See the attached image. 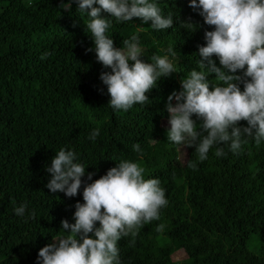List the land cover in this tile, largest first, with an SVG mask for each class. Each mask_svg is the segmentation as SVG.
<instances>
[{
  "label": "trees",
  "instance_id": "1",
  "mask_svg": "<svg viewBox=\"0 0 264 264\" xmlns=\"http://www.w3.org/2000/svg\"><path fill=\"white\" fill-rule=\"evenodd\" d=\"M67 2L0 0V264H42L40 249L68 234L62 221L75 223L83 187L121 161L139 163L145 179L158 178L168 200L159 220L118 241L121 264H264V141L257 145L253 137H243L247 142L238 154L217 145L201 162L195 147L167 138L168 97L182 91L191 70H200L199 48L214 26L190 0H150L174 19L164 30L140 18L119 22L103 13L111 20L107 34L115 47L137 34L145 62L167 55L177 71L158 81L147 104L114 110L100 79L111 69L97 60L86 26L90 18L78 11L76 0L65 11L61 5ZM46 52L51 54L41 59ZM211 59L222 68L217 56ZM208 79L214 89L215 74ZM239 126L247 127V121ZM95 128L100 135L93 141ZM136 143L141 153L134 151ZM217 147L225 155L217 157ZM61 148L74 151L86 169L79 194L71 198L46 187L51 179L46 168ZM87 173H94L92 180ZM23 204L25 214L16 215L14 209ZM160 224L164 230L157 232ZM178 253L185 258L175 260Z\"/></svg>",
  "mask_w": 264,
  "mask_h": 264
},
{
  "label": "clouds",
  "instance_id": "2",
  "mask_svg": "<svg viewBox=\"0 0 264 264\" xmlns=\"http://www.w3.org/2000/svg\"><path fill=\"white\" fill-rule=\"evenodd\" d=\"M72 2L68 0L61 6L71 11ZM76 3L78 11L86 12L90 18L86 26L94 40L98 62L111 69L100 76L111 97L108 105L128 111L134 104H147V94L157 88L161 78L177 73L176 67L167 55H153L151 63L145 62L137 34L123 39V47H115L107 34L111 20L103 13L119 22L140 18L144 24L151 22L155 30L172 28V15H162L157 3L150 0ZM189 6L200 9L204 22L214 30L205 33L206 46L199 48L200 70H191L181 81L182 91L168 97L167 138L169 143L184 148L195 147L202 162L214 146L227 145L233 154H238L247 142L243 137H253L257 145L264 141V0H190ZM50 54L44 53L41 59ZM213 55L219 58L222 68L211 59ZM245 68L243 77L236 75L237 70ZM213 73L218 82L214 89L208 79ZM238 82L243 83V90ZM173 98L175 105L171 103ZM193 115L202 123L198 125ZM241 121H247L248 126H239ZM99 135L100 129L95 128L89 139L95 141ZM133 149L141 153L139 143ZM215 155H225L223 147H217ZM46 171L51 174L46 185L51 192H63L69 198L79 194L86 169L77 162L74 151L61 148ZM144 173L139 163L121 161L106 175L85 185L84 203L75 205V223L62 221V229L68 234L58 240L53 238L52 243L40 249L38 259L42 264H121L118 241L130 234L135 237L144 224L159 220L160 210L168 205L161 181L145 179ZM93 175L87 173L88 179L92 180ZM26 210V204L14 209L18 216ZM30 215L34 219L36 213ZM164 227L160 224L156 231L162 232Z\"/></svg>",
  "mask_w": 264,
  "mask_h": 264
},
{
  "label": "rangeland",
  "instance_id": "3",
  "mask_svg": "<svg viewBox=\"0 0 264 264\" xmlns=\"http://www.w3.org/2000/svg\"><path fill=\"white\" fill-rule=\"evenodd\" d=\"M174 258L175 260H183L185 258V255L184 253H178Z\"/></svg>",
  "mask_w": 264,
  "mask_h": 264
}]
</instances>
